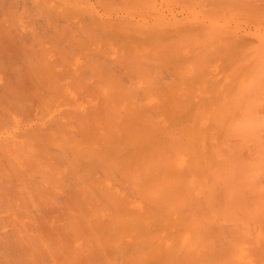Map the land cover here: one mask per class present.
I'll return each instance as SVG.
<instances>
[{
	"label": "bare ground",
	"instance_id": "bare-ground-1",
	"mask_svg": "<svg viewBox=\"0 0 264 264\" xmlns=\"http://www.w3.org/2000/svg\"><path fill=\"white\" fill-rule=\"evenodd\" d=\"M129 1L0 0V264L264 260V0Z\"/></svg>",
	"mask_w": 264,
	"mask_h": 264
},
{
	"label": "rangeland",
	"instance_id": "rangeland-1",
	"mask_svg": "<svg viewBox=\"0 0 264 264\" xmlns=\"http://www.w3.org/2000/svg\"><path fill=\"white\" fill-rule=\"evenodd\" d=\"M90 1L92 2V1H94V0H90ZM131 1H132V3L135 2V3H137V4H140L141 7L143 8V12H144L145 10L147 11V12H146V11L144 12L145 14H146V13H148L147 15H149V14L151 15V14H152V15H151L152 17H150L151 22L153 21L152 23H154L156 20L158 21L159 18H162V15H163L164 13H165L166 15H167V13H168L167 16H166L165 14L163 15V19H165L164 21L168 20V17H169V16L171 17V15H173L174 18H175V17L180 18L179 16H183V13L181 14V13L178 11L179 9H181V5H182V4H179V3L175 2L176 0H174L173 2H172L171 0L168 1L169 3H170V2H171V3H174V6H173V4H172V5H169V4H168L167 6H165V5H166V2H165L164 0H163V4L165 3L164 5L162 4V0H157V2H156L157 5H156V4L154 5L155 8L153 7V3H155L156 0H146V2H144V1H142V0H137V1H135V0H134V1L131 0ZM138 1H139V2H138ZM140 1H141V2H140ZM152 1H153V3H152ZM166 1H167V0H166ZM143 2H144V3H147V5L145 4L147 8H146V7L144 8V7H143L144 5L142 6V4H144ZM150 2H151L152 5L150 4ZM158 2H159V3H158ZM160 2H161V3H160ZM168 2H167V3H168ZM127 3H128V2H127ZM135 3H134V4H135ZM130 4H131V3H130V1H129V3L127 4V6H129ZM134 4H133V5H130V6H134L135 8H133V7H130V8L136 9L137 7H136L135 5H137V4H135V5H134ZM149 4H150V6H148ZM161 4H162V5H161ZM159 5H161V6H159ZM158 6H159V7H158ZM164 6H165V8H164ZM141 7L138 6V8H137L135 11L142 13V8H141ZM160 7H161V8H160ZM171 7H172V8H171ZM175 7H176V8H175ZM179 7H180V8H179ZM99 8H100V7L97 6L96 9H99ZM149 8H150V9H149ZM152 8H153V10H152ZM158 8H160V11H158V10H159ZM162 8H163V9H162ZM105 9H106V8H105ZM125 9H126V8H125ZM139 9H140V10H139ZM147 9H148V10H147ZM154 9H155V12H154ZM156 9H157V13H156ZM195 9H196V8H195ZM174 10H175V11H174ZM149 11H150V13H149ZM161 11L164 12V13H162ZM180 11H181V10H180ZM100 12H103V13H104V12H105L104 8L100 9ZM153 12H154V13H153ZM159 12H160V13H159ZM175 12H177V14H175ZM188 12H189V11H188ZM105 13H106V12H105ZM161 13H162V14H161ZM170 13H171V14H170ZM178 13H179V14H178ZM153 14H155V15L153 16ZM169 14H170V15H169ZM142 15H143V13H142ZM159 15H160L161 17H160ZM176 15H178V16H176ZM155 16H158V17H155ZM165 16H166V18H165ZM173 16L171 17L172 19H174ZM153 17H154L156 20H155ZM148 18H149V17H148ZM151 18H152V19H151ZM171 18H170V19H171ZM170 19H169V20H170ZM154 20H155V21H154ZM161 20H162V19H161ZM161 20H160V21H161ZM169 20H168V21H169ZM170 21H172V20H170ZM257 232H258V231H255L254 233H257ZM249 255H250L249 257H251V256L254 255L253 257H251V260H250L249 264L252 263V262H253L252 264H261L260 262H261V260H263V259L258 260V259H259V258H258V259H257V261H259V263H258V262H255V261H256V256H257L256 254H253V253H252V254H249ZM255 255H256V256H255ZM254 257H255V260L253 259ZM257 257H258V256H257ZM263 257H264V256H263ZM252 260H254V261H252ZM262 262H264V260H263ZM262 264H264V263H262Z\"/></svg>",
	"mask_w": 264,
	"mask_h": 264
}]
</instances>
